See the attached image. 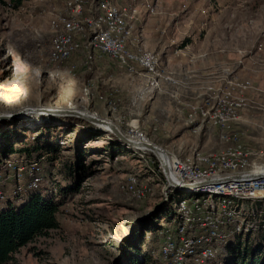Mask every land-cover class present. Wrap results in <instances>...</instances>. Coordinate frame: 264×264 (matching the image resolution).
Wrapping results in <instances>:
<instances>
[{
  "label": "rangeland",
  "instance_id": "rangeland-1",
  "mask_svg": "<svg viewBox=\"0 0 264 264\" xmlns=\"http://www.w3.org/2000/svg\"><path fill=\"white\" fill-rule=\"evenodd\" d=\"M142 1L129 48L157 56L153 74L107 56L88 62L81 36L70 60L53 62L50 12L63 0H0V116H9L0 121V145L16 150L0 161L3 190L17 196L15 173L39 161L36 190L61 202L59 228L9 264H167L160 247L174 228V205L151 169L153 155L142 158L104 124L60 111L92 115L181 158L240 147L264 166V0H149L156 15ZM36 109L58 113L26 116ZM130 175L142 199L126 192ZM247 207L260 229L233 238L211 264L263 263L264 204Z\"/></svg>",
  "mask_w": 264,
  "mask_h": 264
},
{
  "label": "built area",
  "instance_id": "built-area-1",
  "mask_svg": "<svg viewBox=\"0 0 264 264\" xmlns=\"http://www.w3.org/2000/svg\"><path fill=\"white\" fill-rule=\"evenodd\" d=\"M143 1L145 12L159 13L156 4ZM137 2L63 0L62 10L50 12L54 34L50 59L53 62L70 60L81 48L77 41L81 36L89 50L88 62L97 56H107L131 72L155 73L159 59L154 53L132 52L129 48L135 24L142 14ZM231 113H234L232 109ZM129 138L153 147L133 149L142 158L153 155L158 163L157 172L165 180V194L170 195L174 205V228H167V237L160 247V255L167 264H211L227 253L226 245L233 238L260 229L257 222L252 221L255 210L249 209L247 204H264V166L249 162V154L240 147L221 153L195 150L181 158L156 146L145 136ZM18 171L14 195L38 189L42 180L39 161L27 163ZM3 181L0 178V204L6 199L3 185L7 182ZM139 187L138 177L130 175L126 192L142 199L145 195Z\"/></svg>",
  "mask_w": 264,
  "mask_h": 264
},
{
  "label": "trees",
  "instance_id": "trees-1",
  "mask_svg": "<svg viewBox=\"0 0 264 264\" xmlns=\"http://www.w3.org/2000/svg\"><path fill=\"white\" fill-rule=\"evenodd\" d=\"M25 1L27 0H12L17 6ZM15 152L13 145H0V161L2 156ZM151 169L158 170L157 161L152 164ZM71 190L74 191L75 188H71ZM14 199L16 201L23 199L26 202L17 206L11 200L8 208L0 209V264H9L14 255L22 248L59 228L58 214L61 202L53 196L45 198L39 189L19 195V197L15 196ZM149 232L152 231L149 230ZM131 264H144V261L134 259ZM233 264H238V262L234 261Z\"/></svg>",
  "mask_w": 264,
  "mask_h": 264
},
{
  "label": "bare ground",
  "instance_id": "bare-ground-1",
  "mask_svg": "<svg viewBox=\"0 0 264 264\" xmlns=\"http://www.w3.org/2000/svg\"><path fill=\"white\" fill-rule=\"evenodd\" d=\"M27 112H30V114L26 115L27 117H32V118H36V117H39V116H42L44 113H48V112H55V113H58L57 111H49V110H45V109H36V110H27L25 113ZM60 112H63V113H68V115L70 116H73V117H77V118H81V119H84V120H87V121H92L94 124L96 123H100V124H104L103 126H100L99 128L103 129L104 131L106 132H110V130L112 132H114L115 134H118V135H122L120 133V131L116 128L115 125H113L112 123L110 122H107V121H102V120H99L97 118H95L94 116H90L88 114H84L82 112H77V111H73L74 113H72L71 110H65V111H60ZM7 119L9 118V116H6ZM1 121V120H0ZM3 121V120H2ZM110 125V126H109ZM116 128V129H114ZM123 136V135H122ZM126 138V137H125ZM127 139V138H126ZM128 142H130V144L128 145H131L133 147H138V148H142L144 145L143 144H140L138 142H134V141H130L129 139H127ZM156 153L158 152L157 150H155ZM160 156V154H159ZM163 156V155H162Z\"/></svg>",
  "mask_w": 264,
  "mask_h": 264
},
{
  "label": "water",
  "instance_id": "water-1",
  "mask_svg": "<svg viewBox=\"0 0 264 264\" xmlns=\"http://www.w3.org/2000/svg\"><path fill=\"white\" fill-rule=\"evenodd\" d=\"M5 119H7V117L6 116H0V120H5ZM114 129H116V128H114ZM120 139H122L125 143H127V144H130V142H128L127 141V139L124 137V136H120V135H118V134H116ZM146 147H152V146H146ZM153 148V147H152Z\"/></svg>",
  "mask_w": 264,
  "mask_h": 264
},
{
  "label": "crops",
  "instance_id": "crops-1",
  "mask_svg": "<svg viewBox=\"0 0 264 264\" xmlns=\"http://www.w3.org/2000/svg\"><path fill=\"white\" fill-rule=\"evenodd\" d=\"M124 1H125L126 3H128V2H130L131 0H124ZM142 2L144 3V1H142ZM6 199H7V200H10V201L12 200V202H14V203H15V201H16V199L12 198V194H10V193H9V194L7 193ZM6 199H5V200H6Z\"/></svg>",
  "mask_w": 264,
  "mask_h": 264
}]
</instances>
